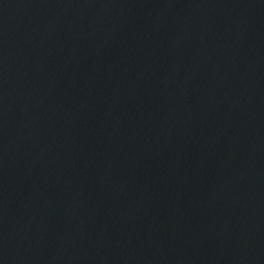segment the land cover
Returning a JSON list of instances; mask_svg holds the SVG:
<instances>
[{"label": "water", "instance_id": "1", "mask_svg": "<svg viewBox=\"0 0 264 264\" xmlns=\"http://www.w3.org/2000/svg\"><path fill=\"white\" fill-rule=\"evenodd\" d=\"M0 264H264V0H0Z\"/></svg>", "mask_w": 264, "mask_h": 264}]
</instances>
